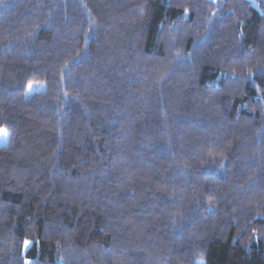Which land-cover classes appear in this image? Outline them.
I'll return each mask as SVG.
<instances>
[{"label":"trees","instance_id":"obj_1","mask_svg":"<svg viewBox=\"0 0 264 264\" xmlns=\"http://www.w3.org/2000/svg\"><path fill=\"white\" fill-rule=\"evenodd\" d=\"M0 129V264H264V0H0Z\"/></svg>","mask_w":264,"mask_h":264},{"label":"rangeland","instance_id":"obj_2","mask_svg":"<svg viewBox=\"0 0 264 264\" xmlns=\"http://www.w3.org/2000/svg\"><path fill=\"white\" fill-rule=\"evenodd\" d=\"M45 89V83L43 82H32L27 85L25 91V97L29 98L34 92L43 91ZM8 140V133L4 129H0V146L5 145Z\"/></svg>","mask_w":264,"mask_h":264}]
</instances>
